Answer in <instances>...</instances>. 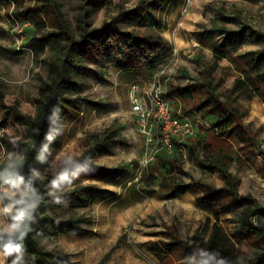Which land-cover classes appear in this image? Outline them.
Returning a JSON list of instances; mask_svg holds the SVG:
<instances>
[{"label":"rangeland","instance_id":"obj_1","mask_svg":"<svg viewBox=\"0 0 264 264\" xmlns=\"http://www.w3.org/2000/svg\"><path fill=\"white\" fill-rule=\"evenodd\" d=\"M132 12L144 21L145 34H159L172 47L160 62L167 72L166 95L173 88L193 85L198 91L193 103L168 98L173 113L187 117L190 127L189 135H174L169 146L158 133L144 140L131 112V87L144 88L150 72L122 70L112 58L99 55V40L91 35L114 20L121 29L137 30L138 24H126ZM247 28L264 34V0H0L1 99L8 104L18 100L22 115L31 119L38 103L48 101L51 87L64 107L55 108L52 115L58 151L43 173L33 170L34 176L57 181L47 183L50 194L92 187L79 197L84 207L56 214L76 222L73 234L37 240L43 251L61 259L59 263L50 258L46 264H191L195 256L205 258L214 219L196 206L203 194L197 185L230 188L219 172L202 167L211 162L227 168L237 195L248 200L220 218L229 240L226 260L249 264L262 252L258 236L240 229L244 215L264 209V85L257 84L260 93L246 85L232 92L234 82L243 78V61L263 48L250 39ZM220 29L239 32L234 54L231 37L226 39ZM50 34V44L38 42L41 35ZM208 84L223 106L238 112L252 143L237 145L219 137L212 126L214 113L200 116L192 110L207 96ZM4 112L0 108V236L12 237L29 191L5 180L16 154L3 140L29 141L30 134L20 122L3 123ZM168 159L175 161L170 171ZM80 161L118 169L119 175L93 174L77 164L71 173L74 186L57 180L65 168ZM176 185L187 191L168 199ZM254 216L256 224L250 223L264 228V212ZM193 235L202 243L188 245L189 253L177 247L164 251L165 245H182ZM27 256L24 248L0 251V264H20Z\"/></svg>","mask_w":264,"mask_h":264},{"label":"trees","instance_id":"obj_2","mask_svg":"<svg viewBox=\"0 0 264 264\" xmlns=\"http://www.w3.org/2000/svg\"><path fill=\"white\" fill-rule=\"evenodd\" d=\"M23 1V0H15ZM11 0H9V3ZM34 17V16H33ZM31 17V18H33ZM126 24L132 27L138 24L136 30H124L117 24L116 20L105 23L101 28L94 30L91 34L93 39L99 40V55L110 57L116 61L119 68L122 70L137 71L146 69L152 72L162 60L166 57L167 53L172 49L170 44L159 34L148 35L145 34L144 21L140 15L132 12L127 14ZM154 25H157L156 23ZM151 27H153L151 25ZM219 33L227 35L226 39L231 37L230 52L235 53L238 49L240 38L239 32L227 31L225 29L218 30ZM250 39L255 43H261L263 48L260 49L255 58L249 61H243L240 73L243 78H239L234 82L232 92L243 86H251L259 92L257 84L264 85V34H261L254 29L247 28ZM53 34L41 35L38 39L42 45L44 43L50 44L53 40ZM85 37V36H84ZM77 45V44H75ZM209 92L207 96L201 97L192 108L198 115H207L214 113L212 126L215 128L217 134L221 138L232 139L235 144L242 145L245 143H252L247 129L243 126L242 120L238 112L234 108L223 106L219 99L212 92L214 87L209 84ZM49 98L47 102L40 101L38 104V111L34 117L29 119L22 115L20 112V102L14 101L13 104L3 102L0 96V108L3 109L5 118L4 122L12 124L20 122L28 130L30 134L29 141H23L16 138H8L3 140L8 143L16 154V159L12 169L6 171V181L16 183L29 191L27 201L28 204H23L20 207L24 211V216L20 219V226L12 237L0 236V251L11 252L18 248H24L28 256L20 264H46L50 258L56 262L59 261V256H51L39 246L37 240L46 236H69L76 230V222L74 220H62L56 217V214H63L72 209L85 206V202L79 197L87 189L92 187H77L75 191L65 194L49 193L47 183H53L54 179H46L41 181L37 176H34V171L39 174L43 173L44 168L49 165V158L58 151L59 145L57 141L56 132L52 126V115L55 108H64L58 99L57 91L48 87ZM260 93V92H259ZM258 93V95H259ZM198 94L196 87L189 86L187 88H173L166 95L167 99L182 100L183 102H194V96ZM169 100V99H168ZM182 112L189 114V112ZM216 134V135H217ZM96 138V137H94ZM219 157L223 160L229 159L226 154L219 153ZM79 164V165H77ZM83 167L86 171L93 174L109 175L118 177V169H102L93 167L86 162H77L72 166L65 168L57 177V180L67 186H74L75 181L71 178V173L76 172L77 166ZM168 171L175 167V161L168 159L166 161ZM202 167L211 172L217 171L229 184V190L219 189L213 190L206 185H197L203 194L196 198V206L208 212L214 219V224L211 227V232L206 243V254H216L215 260L211 264H217V261H223V264H230L226 260L228 257L227 245L229 240L225 236L222 227L220 226V218L223 215L232 214L237 205H241L248 200L240 198L235 188L232 186L231 174L228 173L227 168L221 163L219 165L202 164ZM151 177L153 182L155 178ZM189 185V184H188ZM191 185V184H190ZM189 185V186H190ZM192 186V185H191ZM194 186V185H193ZM187 191L186 186H174L169 194L166 195L168 199H174L178 194ZM228 197H231V202H225ZM34 204V206H33ZM257 212H264V209H256L255 212L247 213L240 221V229L247 232L255 233L260 241L262 252L256 256L249 264H262L264 263V228L260 226H253L250 223L252 218L257 222L254 215ZM209 221V220H207ZM208 223V222H207ZM202 243L199 237L193 235L188 242L172 243L173 245H165L164 251L170 253L174 249L180 248L183 253H189L188 245L199 246ZM155 255L162 261V256L155 253ZM207 259L199 256L193 257L191 264H201L202 260Z\"/></svg>","mask_w":264,"mask_h":264},{"label":"built area","instance_id":"obj_3","mask_svg":"<svg viewBox=\"0 0 264 264\" xmlns=\"http://www.w3.org/2000/svg\"><path fill=\"white\" fill-rule=\"evenodd\" d=\"M166 75V68L159 64L150 73L144 88H139L138 84L132 85L129 99L137 130L144 140L151 141L158 133L162 142L169 146L174 135H189L190 127L187 117L173 113L165 92ZM250 220L256 224L255 220Z\"/></svg>","mask_w":264,"mask_h":264},{"label":"clouds","instance_id":"obj_4","mask_svg":"<svg viewBox=\"0 0 264 264\" xmlns=\"http://www.w3.org/2000/svg\"><path fill=\"white\" fill-rule=\"evenodd\" d=\"M53 183H55V181ZM33 206H34V204H33ZM203 255H206L207 259L202 260L201 264H211V261L215 260V256H216V254H214V253L213 254H206L205 253ZM217 264H223V261H217Z\"/></svg>","mask_w":264,"mask_h":264}]
</instances>
